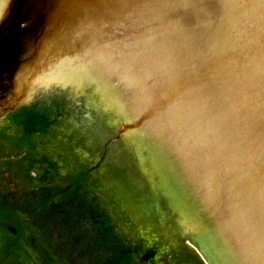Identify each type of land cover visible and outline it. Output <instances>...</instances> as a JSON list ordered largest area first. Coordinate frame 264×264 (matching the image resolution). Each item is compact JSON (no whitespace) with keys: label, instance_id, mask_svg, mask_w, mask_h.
I'll use <instances>...</instances> for the list:
<instances>
[{"label":"water","instance_id":"obj_1","mask_svg":"<svg viewBox=\"0 0 264 264\" xmlns=\"http://www.w3.org/2000/svg\"><path fill=\"white\" fill-rule=\"evenodd\" d=\"M50 105L169 220L124 248L180 232L213 264H264V0H0V115Z\"/></svg>","mask_w":264,"mask_h":264},{"label":"rangeland","instance_id":"obj_2","mask_svg":"<svg viewBox=\"0 0 264 264\" xmlns=\"http://www.w3.org/2000/svg\"><path fill=\"white\" fill-rule=\"evenodd\" d=\"M29 111L34 118L27 110L0 115V214L10 212L0 220V232L10 226L25 231L17 241L28 246L30 258L25 250L22 256L5 253L7 240L0 235V264H80L86 258L104 264L120 250L134 254L128 264H169L172 258L197 264L192 256L181 257L179 233L165 236L152 258L124 248L157 239L169 223L147 193L149 184L138 182L118 153L102 157L104 133L61 116L72 110L50 105ZM40 197L50 199L47 211L37 208Z\"/></svg>","mask_w":264,"mask_h":264},{"label":"flooded vegetation","instance_id":"obj_3","mask_svg":"<svg viewBox=\"0 0 264 264\" xmlns=\"http://www.w3.org/2000/svg\"><path fill=\"white\" fill-rule=\"evenodd\" d=\"M9 183L10 184H12V181H9ZM14 183V182H13ZM15 184V183H14ZM28 199V198H27ZM30 210H28V212H29ZM12 234V233H11ZM11 234H6L5 232L3 233V232H0V235L5 239V240H7V244L6 245H10V244H12V243H15V241H13V242H11V240H15L16 239V237H14V235H11ZM17 242H20V241H17ZM1 244V243H0ZM25 244H23V246H24ZM24 250H25V252H26V256H27V258L29 259L30 258V252H29V249H28V246L27 245H25L24 246ZM120 251H123V250H120ZM119 251V253H120V255H122V252H120ZM127 251V250H126ZM110 257L112 258V259H115L116 260V262L118 261V256H117V253L114 251V252H110ZM93 260H91V259H88V258H86L85 259V262L84 261H82V263L83 264H85V263H87V264H93ZM105 264H107L106 262H105Z\"/></svg>","mask_w":264,"mask_h":264}]
</instances>
